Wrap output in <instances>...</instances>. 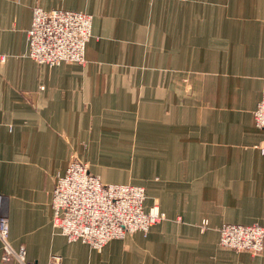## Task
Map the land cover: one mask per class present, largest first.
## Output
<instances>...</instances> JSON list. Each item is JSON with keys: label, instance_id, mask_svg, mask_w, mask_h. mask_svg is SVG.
I'll use <instances>...</instances> for the list:
<instances>
[{"label": "crops", "instance_id": "0c3cea01", "mask_svg": "<svg viewBox=\"0 0 264 264\" xmlns=\"http://www.w3.org/2000/svg\"><path fill=\"white\" fill-rule=\"evenodd\" d=\"M34 7L92 17L84 64L28 57ZM263 92L264 0H0V196L11 246L37 264L51 255L62 264H264V242L251 256L221 247L217 232L264 230L253 119ZM72 160L102 184L143 187L144 210L164 219L100 251L67 242L50 203Z\"/></svg>", "mask_w": 264, "mask_h": 264}, {"label": "built area", "instance_id": "2783aa9c", "mask_svg": "<svg viewBox=\"0 0 264 264\" xmlns=\"http://www.w3.org/2000/svg\"><path fill=\"white\" fill-rule=\"evenodd\" d=\"M91 16L67 10L32 9L31 24L25 34L28 57L49 67L61 63L84 62V49L91 34ZM255 126L263 137L259 152L264 155V92L254 111ZM145 190L130 184H102L85 164L72 160L65 174L55 180L51 194L52 226L67 242H81L100 251L112 239L135 232L144 236L164 219L153 206L144 210ZM206 222H203V226ZM221 247L256 256L262 252L264 230L252 225L223 224L217 228ZM0 244L3 264H37L27 261L25 249L15 250L9 241L8 218L0 196ZM47 264H62L51 255Z\"/></svg>", "mask_w": 264, "mask_h": 264}, {"label": "rangeland", "instance_id": "374dc122", "mask_svg": "<svg viewBox=\"0 0 264 264\" xmlns=\"http://www.w3.org/2000/svg\"><path fill=\"white\" fill-rule=\"evenodd\" d=\"M76 12V11H75ZM84 14V13H83ZM87 15V14H86ZM90 16V15H89ZM91 20H92V17H91ZM91 26H92V24H91ZM90 38H91V34H90ZM90 38H89V40H90ZM88 40V41H89ZM87 41V42H88ZM86 46V45H85ZM64 63V62H63ZM85 63V49H84V62L82 63V64H84ZM82 64H80V65H82ZM43 65V64H42ZM58 66V65H57ZM53 67V66H52ZM256 110V109H255ZM253 119H254V113H253ZM254 124H255V122H254ZM263 250V249H262ZM259 255V254H258ZM0 261H1V255H0Z\"/></svg>", "mask_w": 264, "mask_h": 264}]
</instances>
